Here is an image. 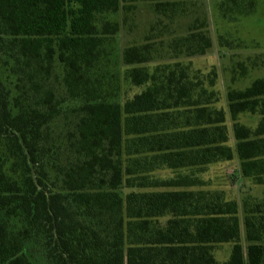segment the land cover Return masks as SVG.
<instances>
[{
	"label": "trees",
	"instance_id": "trees-1",
	"mask_svg": "<svg viewBox=\"0 0 264 264\" xmlns=\"http://www.w3.org/2000/svg\"><path fill=\"white\" fill-rule=\"evenodd\" d=\"M202 4L0 0V264H264V77L180 57Z\"/></svg>",
	"mask_w": 264,
	"mask_h": 264
},
{
	"label": "rangeland",
	"instance_id": "rangeland-1",
	"mask_svg": "<svg viewBox=\"0 0 264 264\" xmlns=\"http://www.w3.org/2000/svg\"><path fill=\"white\" fill-rule=\"evenodd\" d=\"M217 1L203 0L202 4L208 6V10L206 9L207 28L212 39V45L208 52L199 57H183V55L180 57L183 60L191 59L195 66L216 65L219 70V82L223 88L228 84L241 86L255 77H264V0H253V10L249 14L226 21H221L215 16ZM198 6L202 7L201 2L198 3ZM192 8L194 9V6ZM190 19L191 17L180 19L181 26L176 22L180 27L171 23L163 28V36L172 37L182 34L186 29L185 22ZM140 32L135 29L131 34L122 31L120 34L121 43L138 40ZM243 73L245 74L241 76ZM231 74L236 77L232 78ZM235 166L234 162L228 169L229 173L236 171L234 170ZM238 179H234L236 181L233 186L235 189H238L239 186ZM261 187L264 186L254 188V192L259 194Z\"/></svg>",
	"mask_w": 264,
	"mask_h": 264
}]
</instances>
